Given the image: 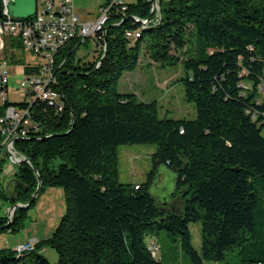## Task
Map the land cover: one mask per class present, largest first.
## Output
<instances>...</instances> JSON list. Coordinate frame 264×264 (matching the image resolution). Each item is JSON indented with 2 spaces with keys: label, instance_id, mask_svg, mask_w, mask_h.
I'll use <instances>...</instances> for the list:
<instances>
[{
  "label": "trees",
  "instance_id": "16d2710c",
  "mask_svg": "<svg viewBox=\"0 0 264 264\" xmlns=\"http://www.w3.org/2000/svg\"><path fill=\"white\" fill-rule=\"evenodd\" d=\"M161 8V22L135 40L125 30L138 24L117 25L113 16L103 38L94 37L106 47L93 62L75 60L87 40L62 50L56 86L65 108L36 101L37 136L17 142L33 166L22 163L13 190L0 183V196L31 202L39 175V193L63 187L66 208L53 233L21 258L1 248L0 264H162L149 247L161 232L180 238L192 264H264V194L256 187L264 177V0H161ZM129 11L148 16L149 2L129 3ZM142 50L162 65L183 64L195 118L161 117L156 101L119 91ZM136 143L157 145L153 167L143 183L122 182L118 147ZM159 164L175 173L181 210L151 192ZM25 209L10 223L1 217L0 230H15ZM192 221L201 222V251ZM46 245L58 252L55 263L40 253Z\"/></svg>",
  "mask_w": 264,
  "mask_h": 264
},
{
  "label": "built area",
  "instance_id": "2783aa9c",
  "mask_svg": "<svg viewBox=\"0 0 264 264\" xmlns=\"http://www.w3.org/2000/svg\"><path fill=\"white\" fill-rule=\"evenodd\" d=\"M12 1L0 0V172L8 162L30 163L17 142L37 136L40 122L33 112L38 99L45 101L56 112L64 110L65 102L56 85L59 70L66 59L59 57L68 43L78 39L84 42L92 37L103 38L113 16H119L115 20L117 25L127 19L138 24L125 30V35L133 40L140 37L144 29L157 25L162 19L161 0H147L150 5L148 16L130 12L127 0H103L97 15L91 20L81 18L74 0H37V11L28 18L12 15L9 7ZM100 47L105 48L106 45L100 41ZM16 50L24 56L22 61L15 59ZM28 53L33 54L35 59L25 62ZM100 63L101 60L96 65ZM26 67L32 68V71L26 72ZM14 76L18 78L12 84ZM13 96L21 98L16 101L12 100ZM16 209L12 206L7 210V223L13 220ZM34 241L30 239L15 247V257L19 259L33 250ZM149 247L155 256L160 251V245L155 241L150 242Z\"/></svg>",
  "mask_w": 264,
  "mask_h": 264
},
{
  "label": "rangeland",
  "instance_id": "374dc122",
  "mask_svg": "<svg viewBox=\"0 0 264 264\" xmlns=\"http://www.w3.org/2000/svg\"><path fill=\"white\" fill-rule=\"evenodd\" d=\"M103 0H74L76 10L83 17L93 18L97 15V8ZM137 3L138 0H127ZM101 48L95 38H89L82 43L75 53V60L81 63H90L99 56ZM181 54V52H179ZM24 56L15 51V59L22 61ZM35 59L33 54H27L25 62ZM184 67L182 63L175 65H162L152 59L145 50L140 54L139 65L131 71H125L119 81V91L134 92L143 101H156L161 117L195 118L196 105L185 96V86L182 80ZM20 76V74H18ZM17 75V76H18ZM17 76L11 78V83H16ZM21 97L13 96L12 100L19 101ZM155 143L121 144L118 147L120 181L145 182L148 173L153 167V152ZM9 163V162H8ZM0 172L2 185L7 191H12L15 184V172L22 163H9ZM158 176L151 187V192L156 199L170 209L181 210L183 201L181 193L175 192V173L163 164H159ZM257 190L264 194V177L257 176ZM17 203V202H16ZM20 203V201H19ZM25 203V202H23ZM14 205L11 199L0 196V218L8 220V209ZM66 208L65 190L61 186H46L41 191L35 202L25 209V214L16 229L6 228L0 230V249L15 248L33 237L45 238L56 229ZM15 215V213H14ZM14 218V217H13ZM192 242L198 251H201V222H190ZM161 245L159 254L162 264H192V261L181 247L179 237H169L164 232L154 237ZM48 260L55 263L58 252L52 246L46 245L40 251ZM205 264H221L218 261L206 260Z\"/></svg>",
  "mask_w": 264,
  "mask_h": 264
},
{
  "label": "water",
  "instance_id": "95a60500",
  "mask_svg": "<svg viewBox=\"0 0 264 264\" xmlns=\"http://www.w3.org/2000/svg\"><path fill=\"white\" fill-rule=\"evenodd\" d=\"M9 7H10V10H11L12 15L14 17L28 18V17H30L36 13V11H37V0H13L10 3ZM0 16H1V13H0ZM30 164L33 166L31 161H30ZM33 168H34V171L38 174L37 169L35 167H33ZM38 180H39L38 186H37V189L33 195L31 202H27L25 204H20L19 202H17L13 206H15L17 208L18 207L27 208L28 206L31 205L32 201H35V199L37 198V196L39 194V189L42 186V180H41L39 175H38Z\"/></svg>",
  "mask_w": 264,
  "mask_h": 264
},
{
  "label": "crops",
  "instance_id": "0c3cea01",
  "mask_svg": "<svg viewBox=\"0 0 264 264\" xmlns=\"http://www.w3.org/2000/svg\"><path fill=\"white\" fill-rule=\"evenodd\" d=\"M98 9V8H97ZM79 13V12H78ZM80 14V13H79ZM80 16H81V18L83 19V20H91L92 18H90V17H83L82 16V14H80ZM94 18V17H93ZM158 174H159V172H158ZM158 174H157V176H158ZM155 179H156V177H155ZM43 238V237H42ZM42 238H39V237H33L32 239L33 240H39V239H42ZM27 241V240H26Z\"/></svg>",
  "mask_w": 264,
  "mask_h": 264
}]
</instances>
